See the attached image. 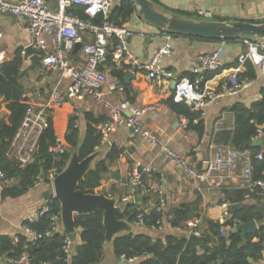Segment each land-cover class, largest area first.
<instances>
[{
	"label": "crops",
	"instance_id": "1",
	"mask_svg": "<svg viewBox=\"0 0 264 264\" xmlns=\"http://www.w3.org/2000/svg\"><path fill=\"white\" fill-rule=\"evenodd\" d=\"M120 1L115 0V7L120 4ZM46 2L50 9H57L55 0H46ZM157 4L172 13L188 17L182 14L196 13L200 9L212 10L213 0H159ZM214 14L222 22L248 21L264 23V14L232 15L223 13L221 10L214 12ZM127 24L130 33L128 38L129 49L141 64L149 63L154 54L164 44L170 42L173 54L172 56H165L161 64L173 72L177 78L194 79L191 69L199 64V57L203 54H211L217 51H221L225 68L207 81L206 86L212 89H219L236 67L240 68L241 78H249L247 76L248 63L244 66L239 63V58L247 51L244 41H232L223 44V41L173 36L149 25L138 16V13L133 15ZM27 25L28 22L24 18L0 13V30L3 32V37L0 38V67L5 63L14 61L18 54H21L22 68L19 84L24 91V98L31 105L43 109L52 100L53 91L58 83L62 81L61 88L65 90L68 81L62 79L61 73H47L42 66V59L38 52L26 56V49L30 47L31 43ZM169 37L170 40H168ZM44 40L49 45L53 44L52 37H45ZM93 40V35L89 32L83 34V44L91 43ZM81 47L82 45H78L71 56V62L75 66L83 64L84 59ZM110 57L111 61H108V58L103 63L102 70L109 75L110 79H116L112 76V71L115 67L114 59L113 56ZM254 69L256 78L240 95L227 97L201 112L205 124V131L202 137L196 131L188 129V119L187 127L185 129L182 128L181 123L184 117L177 115L165 104L166 98L171 95V84L170 86H159L147 79L145 71L134 69L135 78L130 83V89L126 86L125 93L108 95L106 99L113 104L129 101L138 107L156 106V110L144 118V127L155 133L162 143L168 144L175 151L189 158L198 169L204 170L215 154V146L232 148L230 145L217 144L215 138L223 131L234 130V106L241 104L251 108L254 104L264 99V76H260L257 69L255 67ZM9 103L10 101L0 94V129L4 125H11ZM76 107L80 108L78 127L82 140L86 133L85 113H92L96 118L104 117V120L108 116L104 105L91 98L76 101L75 105L67 101L62 108L52 110L50 119L54 123L58 143L61 142L62 145L66 144L65 137L69 122L74 117ZM113 145L123 149L124 153L116 163L109 167L108 173L103 176L101 189L105 193L110 197L118 196L123 201L129 199V203L138 205L139 211L149 213L154 210L159 202L157 189L162 187L165 191L167 207L165 209L163 229L157 230L138 226L142 232L156 239H165L170 235L189 239L192 234L191 224L196 220L200 222L199 229L203 233L208 231L209 223H222L223 210L220 204L224 200L223 191L227 188L230 191L239 189V176L237 181H233L222 188L209 186L199 188L189 181L181 171L175 169L164 157L160 156L158 150L147 147L142 140L130 132L129 128H121L110 136L105 144L107 150L104 154ZM64 146L66 147L67 144ZM137 162L145 166L151 165L155 170L151 175L144 178V186L147 190L145 195H142L141 191L138 190L134 193L128 180V171ZM18 183L19 181L16 179L14 184L6 185L0 179V235H6L15 240L18 235L24 234L23 228L27 219L33 213L46 209L48 202L54 197L53 184L42 179L41 185L38 188L30 189L26 195L15 199L4 198V191L18 185ZM137 197H142V199L136 203L135 199ZM183 204L193 205L195 217L189 220L183 228L174 229L170 225V219L172 218L170 213L173 209ZM244 204L256 207L259 210L261 218L255 220V222L259 229L258 232H260L264 229V199L255 196L252 199L244 200ZM241 206L243 207V205ZM255 242H258V239H255ZM79 244L80 237L74 248ZM140 262V259L117 261L116 257L110 259L105 256L103 264H139ZM0 264L27 263L14 261L3 256L0 259ZM256 264L264 263L260 261Z\"/></svg>",
	"mask_w": 264,
	"mask_h": 264
},
{
	"label": "built area",
	"instance_id": "2",
	"mask_svg": "<svg viewBox=\"0 0 264 264\" xmlns=\"http://www.w3.org/2000/svg\"><path fill=\"white\" fill-rule=\"evenodd\" d=\"M56 10H52L47 5L46 0H0V13L10 14L15 17L27 20V32L31 43L30 47L39 53L42 59V66L47 73H61L62 79L67 80L65 90H62L60 81L55 87L52 100L43 109L34 105L27 108L24 120L16 134L14 135L6 157L15 162L20 169H26L36 162L39 151V144L42 135L49 126L50 112L54 109L62 108L66 102V96L76 102L86 98L102 103L107 111V119L98 125V131L102 135V146L108 142L110 136L121 128H134V134L142 140L150 149L158 150L160 156L164 157L175 169L181 171L183 175L197 185L222 188L233 181H237L239 176V189L244 190L245 200L255 196L264 199V173L261 179L254 178L253 160L262 161L264 159V124L257 126L256 136L253 142L262 141V146L258 152L248 148L245 151H237L232 148L214 147L215 154L208 162L206 170L198 169L189 158L175 151L168 144L160 141L158 136L144 127V118L156 110V106L138 107L129 101L121 104H113L106 97L115 93H125L126 85L120 79H110L109 75L102 70L103 63L107 60V55L113 56L117 69L129 67V70L139 69L147 73V79L159 86L177 81L176 89L171 90L176 102L186 103L193 112L214 106L227 97L240 95L252 83L253 79L241 78L240 68L236 67L233 73L226 79L219 89H212L206 86V75L217 73L225 68V63L221 57V51L211 54H203L199 57V64L191 69L194 79L177 78L170 70L162 66L161 61L165 56H172L173 50L170 42L164 44L147 64H141L129 49V30L127 22L122 25L114 24L111 21V14L115 6V0H55ZM81 6L85 9L87 19H81L69 13L75 7ZM198 15L201 20L212 19L215 14L212 10L200 9ZM103 17L102 24H96L95 20ZM89 32L93 35V42L83 44V34ZM3 32L0 30V38ZM52 37L53 44L49 45L44 39ZM170 40V37L168 38ZM227 41L223 40V44ZM247 51L239 58L241 66L251 63L260 76H264V40L244 41ZM78 45H82L83 64L75 66L71 62L73 51ZM113 49V51L111 50ZM125 112H129L128 118ZM74 117L79 120L80 108L74 110ZM78 120L77 125L78 127ZM187 119L183 118L181 126L186 128ZM1 142V141H0ZM62 151L59 144L54 150ZM154 168L149 165L137 162L128 171L129 184L135 191H141L142 195L147 194L144 186V178L154 172ZM56 172L49 176L50 183L53 184ZM0 179L6 185H12L16 179H7L0 170ZM40 178L34 188L41 185ZM159 202L155 210L161 215V219L153 226V229L162 230L164 227L165 209L167 199L162 187L157 189ZM124 201H129L125 199ZM231 204L225 197L220 204L223 210L221 224L223 225L220 234L226 236L237 226L243 224L240 219L234 217ZM48 211V207L33 213L27 221L35 222ZM146 213H141L137 217L136 226L146 227ZM51 228L45 233V237H51L54 233H64L62 230L61 213L51 218ZM200 222L194 221L192 234L201 237L203 232L199 229ZM23 233L30 235L32 239L41 238L26 226ZM65 234V233H64ZM74 243L70 236L66 234L64 241V253L67 256L73 254ZM2 257L0 256V259ZM20 261L27 264L26 256ZM264 263V257L261 260Z\"/></svg>",
	"mask_w": 264,
	"mask_h": 264
},
{
	"label": "trees",
	"instance_id": "3",
	"mask_svg": "<svg viewBox=\"0 0 264 264\" xmlns=\"http://www.w3.org/2000/svg\"><path fill=\"white\" fill-rule=\"evenodd\" d=\"M152 1L157 3L155 0ZM69 13L81 19H87L85 9L81 6L73 7ZM136 13L137 7L133 1L121 0L111 14V21L114 24L122 25ZM215 21L221 20L216 19ZM102 22L103 17L95 20L96 24H102ZM252 23L261 24V22ZM109 60L111 61V57ZM21 68V54H18L14 61L0 67V94L10 101L8 108L11 111V125H4L0 129V170L7 179L14 178L19 181L18 185L6 189L3 193L4 198L13 199L26 195L40 178L49 183L50 174L52 172L61 173L78 146H81L79 152L81 161L101 148L102 135L98 131V125L104 120V117L96 118L92 113H85L86 133L82 140L79 127H76L78 119L72 117L65 137L67 146L62 151L56 152L54 149L58 147L59 143L54 123L50 119L49 126L40 140L36 162L26 169H20L15 162L6 157V154L14 135L22 124L27 108L31 105L24 98V91L19 84ZM247 68V76L250 79H255L254 66L248 63ZM128 71L129 67L127 66L123 69L114 67L112 76L124 82ZM215 74L208 73L206 81L213 78ZM165 104L177 115L188 119V129L196 131L200 137L203 136L205 124L201 112H193L186 103L176 102L173 93L166 98ZM233 112L235 114L234 130L219 133L215 142L230 145L237 151H245L250 148L252 151L258 152L260 148L253 146V138L256 136L257 126L264 124V99L251 108L237 104L234 106ZM123 153L124 150L118 146H111L107 153L95 163L94 168L80 184L79 189L84 194L104 193L109 196L101 189L103 176L108 173L109 167L116 163ZM253 169L254 178L261 179L264 173V159L262 161L254 159ZM223 192L231 204L243 205L242 209L234 214V217L240 219L242 223L261 218L256 207L244 204L246 193L244 190L230 191L227 188ZM61 208V202L52 197L48 202V211L43 216L35 222H25L24 226L41 236L37 240L30 239L26 234L18 235L16 240L6 235H0V256H6L14 261H20L23 256H26L29 264H103L106 242L103 212L76 217V229L79 232L80 244L73 249V254L69 257L64 253L66 234L59 232L54 233L51 237H45V233L51 228L52 216L61 213ZM194 212L192 204H183L173 209L170 213L172 215L171 227L174 229L183 228L189 220L195 217ZM141 213L145 212L139 211L138 205L128 202L121 219L135 224ZM160 219L161 215L154 209L146 213L145 225L148 228H153ZM222 227L221 223H209L208 231L199 237L201 250H198L197 245L188 238H178L174 235L165 239H156L144 234L119 236L113 245L115 257L117 261L140 259L139 264H256L263 259L264 229L256 235H248L244 239L242 233L239 232L221 236ZM255 239H258V242H255Z\"/></svg>",
	"mask_w": 264,
	"mask_h": 264
},
{
	"label": "water",
	"instance_id": "4",
	"mask_svg": "<svg viewBox=\"0 0 264 264\" xmlns=\"http://www.w3.org/2000/svg\"><path fill=\"white\" fill-rule=\"evenodd\" d=\"M137 7L138 16L149 25L163 30L170 34L186 35L209 40H225V41H258L264 40V23L257 24L248 21H209L194 19L172 13L152 0H131ZM129 40V39H128ZM113 51V49H111ZM26 56L36 54L37 52L29 47L26 49ZM110 54L107 55V59ZM135 78V71L129 70L124 78L126 86L130 89V83ZM177 86V81L171 83V89L174 91ZM67 101L75 105L69 96H66ZM126 117L130 118L131 114L125 112ZM134 134V128H129ZM62 148H65L59 142ZM253 146H262V141L259 140L253 143ZM81 146L72 153L71 158L61 173L54 176L53 190L54 198H57L62 205L61 218L62 230L70 236L74 245L79 238V232L76 229V217L88 216L99 211L103 212L104 227L106 230V242L104 245L105 256L108 258L115 257L114 241L117 237L123 235H140L145 234L138 226L130 223L127 220L121 219L127 201L121 200L118 196H107L106 194H84L80 189V184L85 180L88 173L94 168L95 163L104 155L107 150L106 146L99 148L94 154L84 160H80ZM207 166L204 170H206ZM50 196V195H48ZM142 197H137L135 202L140 201ZM242 209L239 204L232 205L231 210L236 214ZM259 229L255 221L243 223L232 231L230 235L242 233L244 239L248 235H256ZM30 239L32 237L27 235ZM189 240L197 245L198 250H201L200 239L195 234L189 236Z\"/></svg>",
	"mask_w": 264,
	"mask_h": 264
},
{
	"label": "rangeland",
	"instance_id": "5",
	"mask_svg": "<svg viewBox=\"0 0 264 264\" xmlns=\"http://www.w3.org/2000/svg\"><path fill=\"white\" fill-rule=\"evenodd\" d=\"M155 1L158 2L159 0H155ZM211 7L214 12L221 10L223 13L232 14V15L234 14L263 15L264 14V0H213V4L211 5ZM185 14L194 19H201L198 15V10L196 11V13H185ZM216 19L217 17L214 16L212 19H209V21H215ZM64 145L66 144L64 143Z\"/></svg>",
	"mask_w": 264,
	"mask_h": 264
}]
</instances>
